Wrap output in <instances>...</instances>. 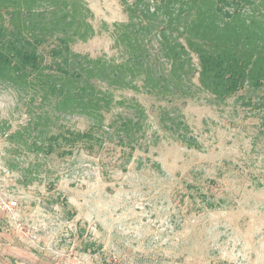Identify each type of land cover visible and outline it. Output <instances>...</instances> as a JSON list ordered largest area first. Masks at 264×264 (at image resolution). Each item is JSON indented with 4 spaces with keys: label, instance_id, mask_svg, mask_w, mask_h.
<instances>
[{
    "label": "rangeland",
    "instance_id": "374dc122",
    "mask_svg": "<svg viewBox=\"0 0 264 264\" xmlns=\"http://www.w3.org/2000/svg\"><path fill=\"white\" fill-rule=\"evenodd\" d=\"M122 1L76 0L87 39L75 37L71 51L120 61L113 26L128 22ZM233 1L227 12L238 7L264 28V0ZM51 45L39 49L46 63ZM107 90L102 125L112 139L118 114L131 115L133 102L144 111V137L131 156L109 138L65 155L26 150L11 135L27 127L39 100L0 83V202H15L0 209V264H264V90L245 86L224 102L201 91L169 102L142 89ZM164 109L181 113L197 147L163 129ZM91 123L69 114L51 129L86 131Z\"/></svg>",
    "mask_w": 264,
    "mask_h": 264
},
{
    "label": "trees",
    "instance_id": "16d2710c",
    "mask_svg": "<svg viewBox=\"0 0 264 264\" xmlns=\"http://www.w3.org/2000/svg\"><path fill=\"white\" fill-rule=\"evenodd\" d=\"M38 1L47 3L44 9L35 10ZM122 5L128 22L113 26L114 46L123 54L116 61L71 51L75 37L87 39V31L76 23V0H0V83L18 89L30 102L39 100V111L27 127L11 135L26 150L49 156L70 154L76 145L87 151L102 148L112 139L102 125L112 103L107 88L142 89L169 102L194 98L198 91L224 102L245 86L264 90V28L258 31L254 19L246 22L238 7L227 12L233 0H123ZM49 42L46 63L39 49ZM196 74L198 85L192 82ZM129 107L133 113L118 114L109 129L112 140L131 156L144 137L145 115L136 102ZM69 114L92 123L86 131L62 127L52 132L58 116ZM161 114L164 130L197 147L177 109Z\"/></svg>",
    "mask_w": 264,
    "mask_h": 264
},
{
    "label": "built area",
    "instance_id": "2783aa9c",
    "mask_svg": "<svg viewBox=\"0 0 264 264\" xmlns=\"http://www.w3.org/2000/svg\"><path fill=\"white\" fill-rule=\"evenodd\" d=\"M15 206L14 201H1L0 202V209L2 211H11Z\"/></svg>",
    "mask_w": 264,
    "mask_h": 264
}]
</instances>
